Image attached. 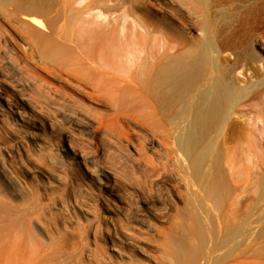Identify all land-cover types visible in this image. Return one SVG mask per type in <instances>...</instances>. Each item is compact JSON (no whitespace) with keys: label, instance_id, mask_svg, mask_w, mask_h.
I'll return each instance as SVG.
<instances>
[{"label":"bare ground","instance_id":"bare-ground-1","mask_svg":"<svg viewBox=\"0 0 264 264\" xmlns=\"http://www.w3.org/2000/svg\"><path fill=\"white\" fill-rule=\"evenodd\" d=\"M152 6L0 0V189L30 191L16 165L43 187L76 186L96 204L72 209L95 214L93 234L132 264L150 258L141 232L163 239L159 264H261L264 0ZM98 207L123 223H100Z\"/></svg>","mask_w":264,"mask_h":264},{"label":"rangeland","instance_id":"rangeland-1","mask_svg":"<svg viewBox=\"0 0 264 264\" xmlns=\"http://www.w3.org/2000/svg\"><path fill=\"white\" fill-rule=\"evenodd\" d=\"M152 2L153 0H151V8L153 11L156 7L152 6ZM171 10L174 11V9ZM168 19L170 23L176 26L177 21H175L173 15H169ZM9 141L8 137H5L0 131V146L9 143ZM250 143V138L248 137V134L245 133L243 146L246 150ZM243 158L245 166L250 167V157H248V155H243ZM16 166L13 167L15 170V174L13 173L14 176L18 175L19 178L21 177L29 187L30 191L25 193V191H21L10 181H6V183H10L7 185L3 180L5 184L4 190L0 189V204L3 205L2 208H0V264L131 263L127 258H123L122 260L115 257L114 254L116 250H112L111 243L106 235L96 236L93 234L95 225L92 226L91 224L95 221L93 219L95 214L92 216H88L87 214L84 217L81 215V212L78 211V208L75 207V210L74 208L72 209V205L75 201L77 202V205L82 206L81 208H87L88 210V208H91L90 206L96 204V200L93 196L87 195L86 193L84 194L81 189H78L76 186L73 187L70 183H66L65 185H60L58 183L55 185L52 184L51 188L43 187L41 183H39L40 185L35 184L31 179V174H28L25 170L28 169L26 165H24L26 168L24 166ZM135 177H137V175ZM139 184L137 181V183L134 184L126 183V185H124L125 188L130 190L121 200L126 207L130 205V195L133 192H136L140 197L142 196L140 193L142 184ZM9 187L11 189H9ZM74 189L76 193L72 192ZM145 192L146 193H144L143 197L151 196L150 193L152 192ZM74 195L75 197H73ZM76 198L78 199L76 200ZM63 199L64 202L62 201ZM61 201L62 204H60ZM63 208H66L69 215ZM47 209L51 211L49 212ZM98 209L99 207L96 209L95 213L96 220L98 219L100 223H104L105 221L115 222L117 220L122 221L123 223L124 220L119 215L118 217L117 215H113V218L105 217L103 220V218H100L101 211L99 210L97 212ZM73 211L75 213H73ZM174 217H176V215L171 213L169 219ZM157 225H159L160 229L168 227V224L164 223H158ZM89 226L92 227L90 228ZM126 233L127 232L125 231L124 233L120 231L118 232L120 238L123 240V252L129 258V256L131 257L133 254L137 255V252L131 250L129 240H126L124 235ZM154 236L152 238L151 235L142 232L137 234L136 241L139 245L145 248L148 256L150 255V258L148 259L141 257L144 259H140L141 261H147L144 262V264H157V262L159 264V261H161L162 254L160 253V248L162 247H160V244L163 239L161 240L158 236H155L154 238ZM260 262L261 264H264L263 255L260 258Z\"/></svg>","mask_w":264,"mask_h":264}]
</instances>
